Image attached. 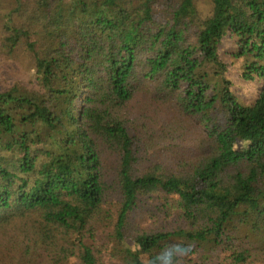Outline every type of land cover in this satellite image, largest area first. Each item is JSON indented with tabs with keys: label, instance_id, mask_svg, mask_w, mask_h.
Returning <instances> with one entry per match:
<instances>
[{
	"label": "trees",
	"instance_id": "16d2710c",
	"mask_svg": "<svg viewBox=\"0 0 264 264\" xmlns=\"http://www.w3.org/2000/svg\"><path fill=\"white\" fill-rule=\"evenodd\" d=\"M19 8L0 59L24 41L32 78L0 88V264H264V0Z\"/></svg>",
	"mask_w": 264,
	"mask_h": 264
},
{
	"label": "rangeland",
	"instance_id": "374dc122",
	"mask_svg": "<svg viewBox=\"0 0 264 264\" xmlns=\"http://www.w3.org/2000/svg\"><path fill=\"white\" fill-rule=\"evenodd\" d=\"M31 0H0V22H5L10 11L16 7H20L15 13L14 17L22 14V10ZM199 7L202 11H206L210 5L211 0H198ZM26 19V18H25ZM26 44H20L14 53L11 55H3L0 59V88H6L9 84L15 81L28 82L32 78V67L30 64V56L27 53ZM236 45L234 38L230 35L225 36L219 46L220 59L226 63L227 70L224 71L223 76L231 81V89L234 96L239 102L244 104H251L257 97L261 82L258 80L247 81L242 78V63L241 60L235 59L232 53L235 51ZM150 117H155L154 113L162 116V120L172 117L169 111L168 104L161 102L152 103ZM149 116V115H148ZM174 119V118H172ZM174 122V121H173ZM174 124H177L174 122ZM173 138V137H172ZM103 264H124L122 261L106 257Z\"/></svg>",
	"mask_w": 264,
	"mask_h": 264
}]
</instances>
